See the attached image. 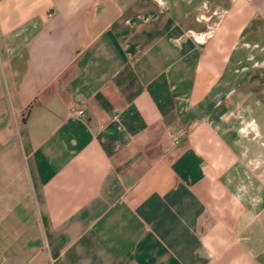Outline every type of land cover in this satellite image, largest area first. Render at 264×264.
<instances>
[{
    "label": "crops",
    "instance_id": "obj_1",
    "mask_svg": "<svg viewBox=\"0 0 264 264\" xmlns=\"http://www.w3.org/2000/svg\"><path fill=\"white\" fill-rule=\"evenodd\" d=\"M263 91L264 0H0V264H264Z\"/></svg>",
    "mask_w": 264,
    "mask_h": 264
},
{
    "label": "rangeland",
    "instance_id": "obj_2",
    "mask_svg": "<svg viewBox=\"0 0 264 264\" xmlns=\"http://www.w3.org/2000/svg\"><path fill=\"white\" fill-rule=\"evenodd\" d=\"M253 93L254 91H250V94ZM259 94V97L253 98V103L250 102L252 106L249 104V118L244 119L245 122L242 126L240 125L237 127V129L242 131L239 132L244 136L243 144H245V146L244 148H236L232 151L235 156L243 151V153H245L244 157L248 159V162H246L247 165L243 168L238 167L239 174L249 175L247 181L246 176H244L242 182H238V185L245 187L244 189L248 191L250 189H255L256 184H259L260 187L262 186V183L258 181L261 178H256L255 174H257L258 171L262 173V170L264 169V162L262 166V160H264V136L258 132V129L260 131L264 129V91ZM252 107H254V110ZM253 186L255 188H253Z\"/></svg>",
    "mask_w": 264,
    "mask_h": 264
},
{
    "label": "built area",
    "instance_id": "obj_3",
    "mask_svg": "<svg viewBox=\"0 0 264 264\" xmlns=\"http://www.w3.org/2000/svg\"><path fill=\"white\" fill-rule=\"evenodd\" d=\"M193 38H194L197 42H200V43H201V42H204L206 36H205V35H200V34H199V35H197V36H194ZM75 113H76V115L79 116V117L83 115V111H82V110H78V111H76ZM181 132H182L183 134H185L186 131L183 130V131H181ZM176 142H177V139L174 138V143H176Z\"/></svg>",
    "mask_w": 264,
    "mask_h": 264
}]
</instances>
